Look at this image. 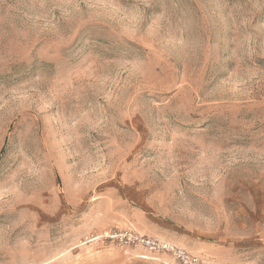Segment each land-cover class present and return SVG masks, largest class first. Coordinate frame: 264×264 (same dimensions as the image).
Returning a JSON list of instances; mask_svg holds the SVG:
<instances>
[{
	"label": "rangeland",
	"instance_id": "rangeland-1",
	"mask_svg": "<svg viewBox=\"0 0 264 264\" xmlns=\"http://www.w3.org/2000/svg\"><path fill=\"white\" fill-rule=\"evenodd\" d=\"M160 242L264 264V0H0V264Z\"/></svg>",
	"mask_w": 264,
	"mask_h": 264
},
{
	"label": "built area",
	"instance_id": "built-area-1",
	"mask_svg": "<svg viewBox=\"0 0 264 264\" xmlns=\"http://www.w3.org/2000/svg\"><path fill=\"white\" fill-rule=\"evenodd\" d=\"M139 242L146 243L147 245H156L154 242L146 241L145 239H137ZM163 246L167 251H172L178 258L182 259L186 264H200V259L194 256H190L187 251L177 248L167 242H160L159 246Z\"/></svg>",
	"mask_w": 264,
	"mask_h": 264
}]
</instances>
